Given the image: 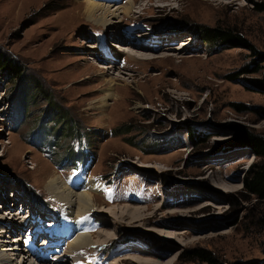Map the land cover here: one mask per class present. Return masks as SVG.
Returning a JSON list of instances; mask_svg holds the SVG:
<instances>
[{
    "label": "rangeland",
    "instance_id": "1",
    "mask_svg": "<svg viewBox=\"0 0 264 264\" xmlns=\"http://www.w3.org/2000/svg\"><path fill=\"white\" fill-rule=\"evenodd\" d=\"M89 1L0 0V54L22 71L0 66L3 250L53 244L46 254L65 259L54 264H211L195 248L217 264L264 259V199L243 188L260 159L244 134L264 136V0H122L133 11L108 26L84 15ZM201 24L243 40L206 44ZM57 176L94 195L90 213L72 217L53 196ZM12 213L29 226L18 214L10 229ZM85 220L94 245L72 252L65 229Z\"/></svg>",
    "mask_w": 264,
    "mask_h": 264
},
{
    "label": "bare ground",
    "instance_id": "2",
    "mask_svg": "<svg viewBox=\"0 0 264 264\" xmlns=\"http://www.w3.org/2000/svg\"><path fill=\"white\" fill-rule=\"evenodd\" d=\"M121 2H122V0H119L118 4L117 3L116 4H112V3L110 4L109 1H105V0L104 1H99V0L96 1L95 0V1L85 2V8L87 10L85 9L84 15H86V17L89 20H91L92 22H94L95 24L108 26L111 23H113L111 21H114L115 19L119 20V18L121 17L122 14L128 15L133 11V6H134L133 2L130 1L129 3H127L125 5H123ZM81 3H84V2H79L78 6ZM120 4H122V5H120ZM114 45L119 49H120V47L123 48L121 45H119L117 43H114ZM134 45H133V47H134ZM131 55H132L131 57H133V58H138V56L136 57L134 54H131ZM109 67L110 66H108V67L106 66L105 68L106 69H110V68L113 69L114 68V67H110V68ZM110 83L112 84V86L115 84L114 80H110ZM92 183L93 184H91L90 188L94 189L96 191L101 186V185H98V182H96L95 179H94V182H92ZM79 184L81 186L80 189L85 184H88L90 186V180L81 181ZM63 185H62L61 179L58 176L51 178L49 180V182L47 183V187H48L49 191L60 202H62L64 207L67 208V210L70 211V215L72 217H73L72 214L75 211V210H73L74 208H76V210H77L76 212H78V213L84 212L87 214L93 210L94 205H95V197L91 192H88L86 190V191L77 193L76 191H74L75 189L71 190L67 187V185H64V186ZM29 201L30 200H28V202ZM31 204L33 205L34 203H31ZM119 208H122V207H119ZM101 211H102V209H101ZM10 213H11V211H10ZM18 214L21 215L22 212H21V214L20 213H18ZM18 214L12 213V216L14 219V221L12 222L13 223L12 226H10L11 223H9V221L5 222V220H2L3 223H5L7 226H10L9 227L10 229L13 226L15 227L16 222H19L22 218V217L21 218L18 217ZM21 216H23L22 227L25 228L26 226H29V225L24 224V222H25L24 215H21ZM18 218H20V220H16ZM85 225H86V220L79 225H77L75 222H73L72 224H70L69 227H67L65 229V233H67L69 235V237L72 239V242L70 243L71 244L70 249L72 252H74L75 250H78V249L80 250V248H82L84 246H89V245L93 246L94 245L93 244L94 240L92 238V234L83 232ZM4 231L5 230H2L1 232L2 233L11 232L9 230H6V232H4ZM17 240H14V239L12 240V241H14L13 245L15 246L13 248L14 250H12V251H13V253H14V251L17 252L16 254L12 253L13 255H15L13 257H9V255H8L9 252L7 253V252H5L6 251L5 249L3 250V248L7 247V244H5V242H7V240L4 241L3 243H1V245H0V253H1L0 259H2L3 263H5V264H36L34 262V259H35L36 262H46L47 264L48 263L54 264V263H63V261L65 260L62 255L58 258H53L51 255L52 253L46 254V252L49 250L50 247L53 246V244L41 245L37 248L35 247L36 246L35 245L34 246L35 249H34V248H27L26 247V240H23L22 242L17 241ZM39 240H40V238L37 237L36 241L38 242ZM54 252L57 253V251H54ZM32 253H34V254H32ZM143 263L149 264V263H151V260H146Z\"/></svg>",
    "mask_w": 264,
    "mask_h": 264
},
{
    "label": "trees",
    "instance_id": "3",
    "mask_svg": "<svg viewBox=\"0 0 264 264\" xmlns=\"http://www.w3.org/2000/svg\"><path fill=\"white\" fill-rule=\"evenodd\" d=\"M196 29V31L192 30V32H194L195 35L196 33L200 35L206 44H212L214 42L221 43L225 40H229L234 37L239 40H243L240 35L233 34L229 30L223 29L220 26L218 27L201 24L197 26ZM159 30L168 32L175 31L174 29H171L168 26H163V28ZM0 66L5 69L11 70L12 72H15V76L20 77L22 75V71L19 70L20 68L18 67V65H16L15 61L9 59L8 57L6 58L4 54H0ZM259 82L264 87V77L259 79ZM14 101L17 102V98L14 99ZM235 104L238 106L241 105L240 103ZM130 129L131 128H123L122 131L127 132L130 131ZM201 135H203L202 132L196 131L193 127L191 128V138L193 141H196ZM244 137V143L248 144L252 148L254 153L260 157V159L253 162V164L247 170V173L243 178V188L244 191H246L247 193L254 194L256 197L264 199V136L253 131H247L246 134H244ZM67 152L69 157H75V155L79 153L77 150L74 149L72 145H69ZM27 193L28 192L26 189H24V191L22 192L24 197H33L31 198L32 201L36 202L37 197L34 194L30 197ZM193 253L194 255L211 261V264H217L210 252L205 249L195 248L193 250ZM227 264H264V259H239L233 262H228Z\"/></svg>",
    "mask_w": 264,
    "mask_h": 264
}]
</instances>
